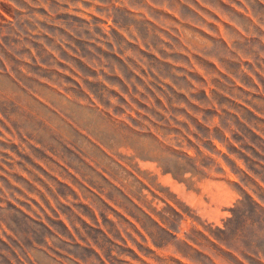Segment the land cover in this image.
<instances>
[{
    "label": "rangeland",
    "instance_id": "1",
    "mask_svg": "<svg viewBox=\"0 0 264 264\" xmlns=\"http://www.w3.org/2000/svg\"><path fill=\"white\" fill-rule=\"evenodd\" d=\"M0 264H264V0H0Z\"/></svg>",
    "mask_w": 264,
    "mask_h": 264
}]
</instances>
